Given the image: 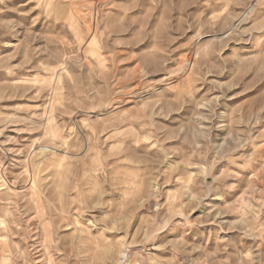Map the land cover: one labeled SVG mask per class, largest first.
Instances as JSON below:
<instances>
[{"label":"rangeland","instance_id":"1","mask_svg":"<svg viewBox=\"0 0 264 264\" xmlns=\"http://www.w3.org/2000/svg\"><path fill=\"white\" fill-rule=\"evenodd\" d=\"M0 264H264V0H0Z\"/></svg>","mask_w":264,"mask_h":264}]
</instances>
